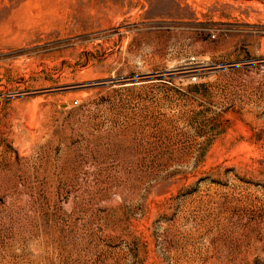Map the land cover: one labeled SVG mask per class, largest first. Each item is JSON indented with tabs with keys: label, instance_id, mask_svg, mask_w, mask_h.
I'll use <instances>...</instances> for the list:
<instances>
[{
	"label": "rangeland",
	"instance_id": "rangeland-1",
	"mask_svg": "<svg viewBox=\"0 0 264 264\" xmlns=\"http://www.w3.org/2000/svg\"><path fill=\"white\" fill-rule=\"evenodd\" d=\"M0 264H264V0H0Z\"/></svg>",
	"mask_w": 264,
	"mask_h": 264
}]
</instances>
